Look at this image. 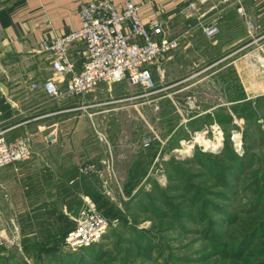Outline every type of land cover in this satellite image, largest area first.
<instances>
[{"label":"rangeland","instance_id":"rangeland-1","mask_svg":"<svg viewBox=\"0 0 264 264\" xmlns=\"http://www.w3.org/2000/svg\"><path fill=\"white\" fill-rule=\"evenodd\" d=\"M213 4L199 30L187 32L168 59L148 66L152 88L98 84L75 97L61 132L48 131L45 145L33 139L32 146L30 126L21 130L32 150L54 156L36 158L31 150L29 159L0 168V264H264V238L248 243L241 258L230 255L236 237L264 220V0ZM210 24L216 31L206 36ZM194 138L189 152L174 151ZM206 138L218 146L203 149ZM200 151L207 155L196 156ZM85 162L92 170L81 172ZM216 173L229 187L220 202L238 221L205 210L221 220L214 227L222 244L213 247L202 224L185 216V197L172 196L180 188L168 185L179 186L181 174L222 189ZM164 198L183 207L178 220ZM88 207L108 222L90 254L63 243Z\"/></svg>","mask_w":264,"mask_h":264},{"label":"built area","instance_id":"built-area-1","mask_svg":"<svg viewBox=\"0 0 264 264\" xmlns=\"http://www.w3.org/2000/svg\"><path fill=\"white\" fill-rule=\"evenodd\" d=\"M5 1L0 0V6ZM187 7L197 12L194 2H188ZM199 14L197 12V17L202 15ZM77 15L79 25L76 28L50 40H41L39 47L33 50L44 55L52 77L42 81L40 86L32 83L31 87L40 88L51 97L83 95L103 82L125 81L131 87L150 89L148 66L168 57L179 46V37H167L159 22H143L139 5L133 0H122L119 4L112 0L81 1ZM215 31L213 24L203 28L206 36H212ZM149 139V135L144 136L142 145H148ZM214 141L211 149L218 146V141ZM31 156L26 135L7 139L0 131V167ZM78 169L81 172L92 170V164H79ZM107 223L94 208L81 209L73 226L65 233V247L73 250L98 241Z\"/></svg>","mask_w":264,"mask_h":264},{"label":"crops","instance_id":"crops-1","mask_svg":"<svg viewBox=\"0 0 264 264\" xmlns=\"http://www.w3.org/2000/svg\"><path fill=\"white\" fill-rule=\"evenodd\" d=\"M81 1L85 0H6L0 6V131L7 139L22 135L21 130L30 126L26 129L30 132L32 146L33 139L45 145L47 132L55 131L57 126L61 132V123L69 119L67 111L77 101V96L51 97L40 88L31 87L32 83L40 86L42 81L52 77L44 55L33 50L39 47L41 40H50L79 25L77 9ZM112 1L119 4L122 0ZM133 1L139 5L143 22H159L164 34L178 36L179 43L187 32L199 30L201 22L214 9V0ZM188 2L195 3L197 12L202 14L200 17L189 10ZM226 4L220 7L227 8ZM60 132L56 141L61 137ZM32 146L30 144V148ZM32 151L36 158L54 156L51 150L35 148ZM55 166L60 168L58 164Z\"/></svg>","mask_w":264,"mask_h":264},{"label":"trees","instance_id":"trees-1","mask_svg":"<svg viewBox=\"0 0 264 264\" xmlns=\"http://www.w3.org/2000/svg\"><path fill=\"white\" fill-rule=\"evenodd\" d=\"M250 109L246 112V117L247 115L250 116L252 111H250ZM245 115V114H244ZM245 117V116H244ZM223 120V119H222ZM227 121V119L225 120ZM229 153H227V156H229L231 158L232 161H234L237 165L235 166V169H241V163L238 161V157L234 155L233 152H231L230 149H228ZM206 153L204 152H198L196 154V156H205ZM207 155V154H206ZM225 169V168H224ZM226 173L233 177V171L230 169H225ZM172 175L169 176V179L173 178L171 177ZM171 177V178H170ZM216 178V182L219 181V185H221L222 189H211L208 188L207 186H203V185H195L193 184L191 181L187 180V179H183L181 178V174L179 176V180H180V184L179 186H177L176 184H170L168 185V188L171 189H177L180 188V190H178V192L180 193H175L172 196H177V197H181V195H183V197H185V200L188 204V206L190 207V209H186L185 211V216L188 217L189 219H191L192 221H195L197 223L202 224V229H204V231L206 232V236H208L211 246H216L218 244H222V241L220 240L219 237H221L220 231H218L217 229L215 230L216 225H221L219 224V221L217 217H211V216H207L206 213V209H209L213 212H216L217 214H219V216H223L224 221H231L235 219V215L232 214L230 211L226 210L222 203L220 202V200H222L224 198V196H226V191H229V187L226 185V182L224 181L223 178V174L221 173H216L215 175ZM218 185V184H217ZM169 196V195H168ZM184 200V199H183ZM182 201V200H180ZM163 205L166 207V209L168 211L171 212L172 216H174V218L177 219V216L179 215V212H181V210H183V207L180 206V203H173L171 201V199H167L164 198L163 199ZM114 213L113 215V219L116 220V217L120 216V213L117 211V209H113ZM160 213V212H159ZM121 216H123L121 214ZM221 218V217H220ZM178 220V219H177ZM238 221V219H235V222ZM181 227H183V225L180 223L179 224ZM206 226V228H205ZM70 227L66 226L63 229V233ZM264 220L262 221L261 226H256V227H251L250 230H247L245 232H243L242 234L238 235L236 237V240L234 241L232 247H231V251H230V255L233 258L239 259L242 256H244V254L248 253L250 251L249 245L248 243H252L254 240H259L261 238H264ZM263 230V231H262ZM93 243H89L87 245L81 246L82 249H85L89 251V254L92 253V251L90 252V247H92ZM224 251L220 252V255L223 254ZM72 255V254H71Z\"/></svg>","mask_w":264,"mask_h":264},{"label":"bare ground","instance_id":"bare-ground-1","mask_svg":"<svg viewBox=\"0 0 264 264\" xmlns=\"http://www.w3.org/2000/svg\"><path fill=\"white\" fill-rule=\"evenodd\" d=\"M195 142H198V139H193V140H187V141H185V142H183V141H181V143L183 144V145H185L184 146V149H174V151L176 152V153H182L183 151H187V152H189V150H190V148H191V146L195 143ZM203 142V143H202ZM202 142H200V143H202V145H203V149H211L210 148V146L211 145H213L215 142H212L211 140H209V139H205V142L204 141H202ZM181 144V145H182Z\"/></svg>","mask_w":264,"mask_h":264},{"label":"water","instance_id":"water-1","mask_svg":"<svg viewBox=\"0 0 264 264\" xmlns=\"http://www.w3.org/2000/svg\"><path fill=\"white\" fill-rule=\"evenodd\" d=\"M216 148V147H215ZM190 151V150H189Z\"/></svg>","mask_w":264,"mask_h":264}]
</instances>
